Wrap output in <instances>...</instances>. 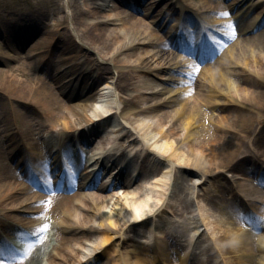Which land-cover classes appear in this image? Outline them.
<instances>
[{"label": "bare ground", "instance_id": "1", "mask_svg": "<svg viewBox=\"0 0 264 264\" xmlns=\"http://www.w3.org/2000/svg\"><path fill=\"white\" fill-rule=\"evenodd\" d=\"M111 1L113 6L105 10L97 6V4L85 9L83 6L89 7L85 0L78 1L79 5L74 8L70 18L68 19L64 16L59 21L58 25H71V29L80 43L74 40V35L71 34L66 25L62 28L64 29L62 31L56 28L45 30L42 15L37 14V16H34L28 14L20 17L24 23L19 26L18 32L21 28H24L21 31L30 34V37L36 31L46 33L45 40L40 35L31 40L29 49L40 50V55L44 52L48 54L47 58L49 59L55 53L54 51L57 50L61 54H64L67 50L75 51V54L59 56V60L55 63L59 72L57 76L53 75V78L50 79L52 83L46 80L45 77L35 76L34 74L29 75V78L24 77V80L18 78L17 75H23L24 69H29L32 66L31 63H29L30 66L25 65L22 67L9 64L5 70H0V88L13 97L15 101L18 100L23 104L30 103L34 106L28 104V107H31L30 113L17 111V123L20 126L25 125V128L31 131L30 122L31 119H34L33 117L31 118L32 114L49 122V131L44 129L45 125L40 123L41 121L36 123L38 126L36 129L40 128L39 132H41L36 145L44 148L50 159L44 165L46 175L48 177L51 176V173H49L51 169H60L57 157L53 155L51 148L48 146L49 138H64L65 135H68L65 131L74 126L82 127L86 125L87 129H97L100 123L94 122L91 117L94 114L102 116L99 111L98 113L95 109H91L92 104H90V109L93 113L82 116L81 112L65 104L63 100L75 99L74 92L78 87L81 91L84 90L89 85L90 80L93 83L96 78L100 77L109 78L111 81L116 78L114 83L121 91L130 93L123 100L124 104L119 112L121 118L123 119L127 112L133 113L135 111L136 114L141 115V129H143L144 133L142 134L145 141L149 142V140L154 138V134L158 135V140L161 143L152 144L151 147L157 148L161 154L170 152V156L178 159L177 161L180 163V165L178 164V170L181 171L176 177L174 175L176 183L178 182L177 179L181 178L182 175L186 177V175L192 176L196 174L200 178L204 176L205 179L208 175H215L209 185H212V191L217 195L216 199L219 200L218 203L221 206V210L225 208L232 214L238 215L240 219H236L237 224L243 226L247 221H250L251 217L246 214L247 212L239 213L234 208L233 202L237 192H244V194L249 195L250 204L253 208L256 207L255 204L258 207L263 206L257 203V200L263 202L264 194L258 193L257 186L247 183H237L235 185L229 178L227 183L226 177L221 178L220 176L224 171L231 173V177L240 170L245 174L242 163L247 161H249L248 163L251 166L250 169H247L249 172L246 175L253 174L259 171L258 163H264V30H258L256 35L251 38L242 37L241 43L244 42L242 45L238 43L240 40L238 37L237 40L229 45L222 56L210 63V56L207 51L209 42L207 32L215 31L217 24H219L221 25L219 28L223 30L225 28L226 30V32L224 30L226 33V35L223 33L224 36L231 40L232 33L229 29H231L232 25H242V20L231 24L224 19L221 21V19L216 18L222 15L223 11L217 9L215 0H203L199 4V8H207L205 10L207 12L210 11V13L205 15L197 13L198 17L188 10L189 8L192 9L191 7L187 8L185 5H181L182 8L180 6L175 7L174 5L180 4L179 0H176V3L172 0H166V2L161 0L159 3V0H145L148 4L146 8L148 14L151 15V8L155 5V17H159L165 6L170 11L178 8V14L176 15L178 20H174L170 25L171 27L179 23L182 16L188 20L185 27L172 29L173 33L170 30L163 32V39L157 36L156 33L152 34L146 28L139 30L140 23L146 24L154 19L147 21V19L143 20V18H139L136 15L134 19L132 16L130 18L121 17V11L119 10L121 6L127 5L132 7L133 10H137L134 3L135 0ZM187 1L196 3V0ZM241 1L243 0H233L227 4V8L230 4ZM140 2L142 3L143 0L136 2V4ZM162 2L163 6L160 5ZM250 6L252 5H247L246 7ZM246 7H243L246 11L250 10ZM169 10L167 11L169 12ZM240 11L237 9L231 14L236 17ZM263 11L264 3L255 15L249 13V16H253V20L249 24L252 25L258 20ZM107 23L114 25L112 31H107L105 27ZM81 24L83 25L82 28H80ZM10 30L14 29L11 28ZM65 31L70 32L69 34L72 37ZM198 37L199 39L197 40ZM24 39H26L25 36L23 37ZM27 39L29 40L30 38L27 36ZM256 41L257 45H255ZM180 43H182L181 47ZM9 44L10 49L19 53L17 47L12 48V41ZM53 45L57 46L51 49L52 54L50 55V51L47 52L48 47ZM196 45L199 48L196 53L192 48H188V46L194 48ZM168 46L177 50L178 55L185 54L182 56L188 57H184L181 63L171 53L165 55L164 50ZM255 46L260 49V53L252 51V47ZM132 48L136 49L135 52L129 53L133 59L132 62L120 58L116 59L117 53L119 54L122 50ZM82 49L92 50L99 57H89L85 53H80ZM0 51L4 58L16 59L18 65L21 63L17 55L15 56L14 54L13 56L4 49H0ZM79 57L83 59L81 60ZM79 60L81 61L78 62ZM110 61L113 63L112 67L111 65L101 66L102 62L110 63ZM90 63L96 66L93 70V73L96 74L95 78L90 77V71L85 73V70H87L85 64ZM36 64L38 65V62L35 61L34 65ZM78 65H80V68H78ZM231 65L236 66L238 69H227ZM190 66L200 67L201 70L198 71L199 73H195ZM230 72L236 78L233 90L230 88V82L228 83ZM250 76L255 77L254 82L252 81L253 79H250ZM123 78L125 82H123ZM63 79H66L65 85L60 84ZM167 81L171 82L167 84ZM204 81H208V86L204 85ZM157 85L161 86L160 90H151ZM252 86L255 87L251 88ZM107 92L108 86L105 85L97 93L99 100H94L98 107L104 109L105 113L117 110L120 106L117 102L103 105V102L110 99ZM132 93L134 95H131ZM158 94L163 96L161 95L160 98L155 99ZM132 98L144 103L145 106H131ZM161 98L164 99L160 100ZM166 105L170 107L168 110L161 113L157 112L158 108H164ZM205 106L216 113L215 116H210L212 121L205 117L201 111V108ZM82 107H87V104H82ZM222 111L227 112L222 113ZM68 114L75 115V120H70ZM147 118L149 123L145 124ZM106 121L107 119L104 118L101 123ZM0 125L1 131L6 135L11 137L17 135L18 129L15 123L11 126L5 121V123ZM57 125H60V127L55 128ZM164 126H166L165 129ZM79 132L84 134L85 130L81 129ZM47 133H49L47 135L49 138L46 140L45 136ZM95 134V132L92 133V135ZM108 142L109 139L104 142L98 140L95 145L100 152H104V146ZM152 143H156V139ZM11 150V156L14 157L17 153L13 152V149ZM4 153L3 147H0V157L4 156ZM129 153L130 151L124 156L128 157ZM67 154L73 162V166L79 169L80 155L73 153L71 150H68ZM108 155L112 158L115 156L113 153H108ZM139 156L143 158L141 159L144 162L143 170L146 171L145 163L155 162L157 165L149 175L153 183L152 188L154 189L143 187L142 182L145 179H143L142 175L140 179L131 185L132 187L126 182L128 185L126 188L120 185V188L122 187L123 189L113 188L112 191H108L101 198L92 195L91 191L86 192V194L79 191L69 192L68 194H57V196L45 198L41 192L33 190L34 188L31 186H36L40 189L41 187L30 178L31 184L28 177L23 173V169H20V166H24L30 161L39 162V158L31 157L30 155V157L24 158L23 161H21L19 156L13 160L20 174L28 179L24 183L16 182L15 179L19 174L13 169L14 166L11 168V166L1 161L0 228L3 231L13 233L14 236H30L31 233L35 235V239L39 236L40 238L37 240L38 244L35 246L34 254L20 258L19 254H13L3 249L5 247V237L0 233V264H36L40 251L43 249V244L46 243L48 233L45 234V232L48 226H56V237L54 243L50 239L47 240V244H50L51 248L44 250L42 253L46 255L45 264H90V258L85 261L79 258L81 250L73 246L71 241H75L79 247H82L84 239L93 233L98 236L95 246L98 245L100 247L98 253L92 258L93 260L100 258L101 255L110 256L112 264H209L210 260H215L213 247L205 248L204 253H200L201 251L199 253H191L188 246L180 243L177 237H172L167 233L154 238L148 245L124 237L125 230L137 229V225L139 228L142 226L143 222L139 223L141 224L139 225L136 224V221L144 214L149 213L150 210H154L153 213L159 211L160 206L157 207V205L161 203L162 195L163 197L166 195L163 190L162 180L157 176L163 175L165 177L168 166H170V171L172 168L175 172V166L168 165L167 162L163 163L157 156H151L149 153H140ZM93 157L97 156L93 155ZM51 163L53 166H51ZM139 163L140 161L137 160L131 166L134 175H136ZM120 168L121 166H118V169ZM87 171V169L83 170L85 174L81 177L82 180L77 183L78 186L83 187L86 181H88L86 186L93 184V181H89L92 174ZM110 173L113 174V172ZM261 174L258 175L260 177L258 184L264 188V172H261ZM71 178L58 176L59 185L62 184L65 188L72 187L71 184H68L72 181ZM148 182L150 183L149 180ZM226 184H228V190ZM180 186L183 193L181 192L182 194L177 196V200L182 206H185L188 199L183 196L189 195L192 191L188 189V186H184L183 183ZM103 187L99 185L100 190ZM156 187L161 188L160 193L157 192ZM72 188L74 189V187ZM44 190L48 191L49 189L44 187ZM152 192H155L153 196H151ZM226 192L229 194L230 199L222 196ZM114 193H120V195L116 196ZM231 199L233 202H231ZM110 203V208L106 209ZM41 211H44V213L40 216L37 215ZM161 217H163L165 224H168L169 221L165 216ZM263 225L255 224V229H260ZM18 226H24L26 229L18 228ZM66 233L72 235L68 236ZM228 237L225 232H221L216 238L219 249L223 254L228 255L231 252H236V260L234 262L236 264H252L255 262L259 252V248L256 245L258 239L251 238L246 232L239 233L238 238L233 240L234 247H232L233 245L230 247ZM33 241L31 239L30 244ZM249 242L251 243L249 244ZM203 254L206 255L205 259L200 257ZM228 261L230 264L233 263L229 258Z\"/></svg>", "mask_w": 264, "mask_h": 264}, {"label": "rangeland", "instance_id": "2", "mask_svg": "<svg viewBox=\"0 0 264 264\" xmlns=\"http://www.w3.org/2000/svg\"><path fill=\"white\" fill-rule=\"evenodd\" d=\"M78 1H82V0H0V28H5L7 30V33L9 35V38L12 39V42L14 44V46L21 48V51L19 53L14 52L12 49H8L9 51H11V55L18 56V60L19 62L21 61V63H19L18 65V61H16V59H14L13 61L10 62V60H6L8 65H15L18 67H22V66H30L29 63H31L32 66H30L29 69H24V74L23 75H17L18 78L24 80V77L29 78V75L34 74L35 76H40V77H45L46 80H48L50 83L51 80L50 78L48 79L49 75L51 74L52 76H57V69L55 63L57 60H59V56H67V55H71V54H75V51H66L64 54L54 51L55 53L52 55L51 59H49L48 61H46L45 58H47L46 54L43 52L40 55V50H32L29 49V46L31 44V41L29 39V41L26 43V39L23 40V37L25 36H30V34H26L23 33L21 30H24V28H21V30H19V32L17 31V29H19V26L21 24H23L24 22L21 21V16H26L28 14L37 16V14L42 15L43 16V25L45 26V30H51V29H58L60 31H62L63 27L66 24H62V25H58L59 21L62 19V17H69V15L71 13H73L74 8L76 6H78ZM94 0H85V3L88 6H92V2ZM148 1V0H147ZM147 1L145 3H141L139 6V11H137L136 13H134L133 11L129 10V8L125 7V6H121L119 8V10L121 11V15L126 16L127 18H130V16H132V18L134 19V16L136 15L139 18H143V20H153L154 17V12L150 14L147 13ZM166 2V0H164ZM184 1V0H183ZM203 0H196L195 2L200 3ZM254 0H250V2H253ZM181 2V0H180ZM256 5H259L260 8V0H255ZM215 4H217V8L219 10H223V13H227L228 15H222L223 19L227 20L228 22H233L236 18L232 17L230 12L226 9L225 5L229 4L228 0H215ZM221 4V6H220ZM163 5V2H162ZM193 5H196V3H193ZM67 6L69 8H67ZM232 7V5L230 4V8ZM87 9V8H86ZM146 10V11H145ZM151 12V11H150ZM20 18V21H18V19ZM70 18V17H69ZM242 21H241V26H236V25H232L231 29H229V31L232 33V39L229 41H226V39H222V38H216L213 39V43L212 45L215 46V50L217 51V55L213 58H219L220 56H222L224 54L225 51H227L229 45L237 40V38L239 37V44L242 45L243 43H241V38L242 37H246V38H251L252 36L256 35L255 33H243L242 35H240V33H242V29L246 26V24H244V20L247 17H242L241 16ZM251 18L247 19L250 20ZM156 19L155 21H149L148 23H140L139 27L141 29H147L148 31H151V33H156L157 36L161 37L163 39V32L165 33L166 31H168L167 29H165V31L160 30L159 28L156 27ZM140 22V21H139ZM143 22V21H142ZM152 24V27H151ZM170 25V23H169ZM67 28H69V31L71 32L72 35L75 36V34L73 33L72 29H71V25L67 26ZM105 27L107 28V31H112L114 25L111 23H108L105 25ZM13 28L14 30H10ZM232 29H238V30H232ZM244 29V28H243ZM252 29H250L251 31ZM259 30H264V25H262ZM66 32V31H65ZM70 32H66V33H70ZM42 36L41 38H44L46 36V33L42 32V31H36L34 33L35 38L38 36ZM73 36V37H74ZM74 39L76 41H78L77 38L74 37ZM9 40V39H8ZM45 40V38L43 39ZM25 41V42H24ZM257 41L255 43V45H257ZM3 45L5 46V48L7 49L8 46H10V44L8 43L7 39H4V36H0V49L3 48ZM57 45H53L52 47H49L50 49H53L54 47H56ZM29 49V50H28ZM136 49L132 48V49H126V50H122L121 52H119V55L116 57L120 58V59H125V60H129V62H132V57L129 55V53L131 52H135ZM165 55L168 53H171L175 59L177 61L180 60V56H178L176 54V52L173 50L172 47H167L165 48ZM252 51L254 53L257 52H261L259 48L252 47ZM82 53H86L87 55H89L90 57H97V54L92 51V50H86V49H82L81 50ZM52 54V52H51ZM118 54V53H117ZM116 54V55H117ZM81 59V58H79ZM35 61L38 62V65H34ZM52 61V62H49ZM77 61V60H76ZM207 63V62H206ZM111 65L109 62H102L101 66H108ZM86 67H88L87 71H85V73L90 71V67H92V64H86ZM95 67V65L93 64V68ZM192 68V70H194L195 73H199L198 71H200V67H194V66H190ZM236 66H229L227 69L229 70H236ZM5 70L6 66L2 65V63L0 64V70ZM238 69V68H237ZM90 77L94 78L95 75L93 72L90 73ZM53 78V77H51ZM228 83L230 82V88L233 90L235 87V83H236V78L233 75L232 72H230V75L228 76ZM254 76H250V79L254 82L255 79ZM64 81H66L65 79H63ZM123 82H125V79L123 78ZM105 81H108V85L111 86L109 79H102L100 81V85L94 87L95 82L91 83L92 81L90 80L89 83H91V85H88V88L84 89V90H80V88L78 87V89L74 92L75 95V99H66L63 100V102L65 104L70 105V107L75 108L76 110H78L79 112H81V115H91L93 112L92 110L89 109L91 100H92V95H94V93L96 92L97 88H102L105 85ZM171 81H167L166 83H170ZM103 83V84H102ZM208 81H204V85L208 86ZM102 84V86H101ZM91 86V87H90ZM255 86H252L251 88H254ZM161 89L160 85L154 86L151 90L153 91H158ZM111 91L114 92V94H112L105 102H103V105H109L110 103H114L117 102L120 104L122 103V100L124 98H126L128 95L130 94L128 93H124L122 91H120L118 93V90L116 89H112L110 88ZM141 91V90H140ZM58 92V91H57ZM131 95H134V93H132ZM162 94H158V96L155 97V99L160 98ZM61 96V95H59ZM163 96V95H162ZM164 98H161L160 100H163ZM87 104V107H82V104ZM131 106H145L144 103H141L139 101H136L135 98H132L131 100ZM28 104L30 103H20L18 100H14L13 97L9 96L5 91H3L0 88V124L1 123H5V121L13 126L14 123L18 129V133L17 135L11 137L6 135L5 133H3L1 131V127H0V147H3V151L5 152L3 155L0 157V162L2 161V163L7 164L8 166H11V168H13L14 166V170H16L19 174L18 177H16V182L17 183H24V181H27L29 179V182L32 184L31 179L35 180V176H34V171H39V178L37 177V179L39 180V185H50L51 183H49V177L45 174L42 173V170L39 166H42L43 164V158H47L48 160L49 157L46 154L45 150L42 148H33V142H34V138L35 137H40L41 132H39V129H36V127H38L36 125V123L38 121H41L40 123H42L43 125H45L43 128L46 131H49V127L48 124L49 122L44 119V118H38L37 115L32 114L31 118L33 117L34 119H31L30 125H31V131H29L28 129L25 128V125L20 126V124L17 123L18 118H17V111L18 112H28L30 113V106L28 107ZM31 106H33L32 104H30ZM34 107V106H33ZM170 107L166 105V107L158 108L157 112L161 113L164 112L166 110H168ZM201 111L204 113L205 117L210 118V116H215V112H213L210 108H207L206 106L201 108ZM227 111H222V113H226ZM92 116H95L92 115ZM75 115L72 114H68V118L70 120H75ZM92 118V117H91ZM115 119V118H114ZM116 120V119H115ZM212 121V120H211ZM123 122L126 124V126L120 124L118 121L117 123L118 125V129L117 130H113L112 128L105 130L102 134L101 137L104 138H110L112 145H114L116 147V150L118 153L126 151L125 150V146L128 144L129 145V149H131L132 151H135L136 153L138 152V149H141V133H143V129H141V115H138L135 113V111L133 113L131 112H127V114L124 117ZM149 123V119L147 118L145 120V124ZM1 126V125H0ZM33 127V128H32ZM60 127V125H57L55 128ZM166 128V126H164V129ZM71 130V127L68 129V131ZM49 133H47L46 135H48ZM121 134V135H120ZM124 135V138H122V136ZM154 138L149 140L148 144L150 145V150L148 151V153L151 156H157V158L159 157L160 159H165L167 161V163L169 164H174L175 162L177 163V160L174 156H170L169 153L170 152H164V153H160L157 148H153L151 147V145H157L160 142V140H158V135L154 134L153 135ZM45 138H47V136H45ZM156 139V143H152L153 140ZM129 142V143H128ZM120 143V144H119ZM18 146H21L23 148V150H21L18 153L19 158L22 159H26V157H34L37 156L39 159H41V162H34L31 161L30 164L26 167V166H20V169H23V173H25V175L28 177V179H25V177L20 174V172L18 171V168L16 166V164H14L15 162L12 161V159H10L11 157V152L13 149V151H15ZM25 147V148H24ZM173 149H174V145H173ZM20 150V149H19ZM34 152H33V151ZM154 152H153V151ZM32 154H31V153ZM155 153V154H154ZM54 155L56 156V153L54 152ZM39 166H38V165ZM264 164V163H263ZM33 165H35L37 168H33ZM262 164H260L261 166ZM250 164L247 163L245 164V166L243 167V170H247L249 168ZM264 166V165H263ZM146 171L143 174V179H145L142 182V185L144 188H152L153 187V183L150 180V173L151 170L153 169L151 167L150 164L147 165V167L145 168ZM250 169V168H249ZM177 170V169H175ZM172 172L169 171L168 172V179L166 180L165 178H162V185H163V190L168 193L169 192V188L171 187V191L168 194H165L166 197L164 198L162 196L161 201H163V208L162 211L159 212L158 214H154V216H152L153 220H146L145 222H143L142 226L139 228V226L137 225V229H128L125 230L124 232V237L129 238L133 241H139L142 242L146 245L150 244L154 238L156 237H160L162 236V234L164 233V231L167 232H171L174 231L172 228L176 227V225H184L185 230L188 228V230H190L191 233V241H186L184 234L181 233V242L185 243L186 245H190L192 248V250H195L196 246H199L202 243H206L207 246H213L215 250V261H211L210 264H230V262L228 261V258L231 259L233 261V263L231 264H236L235 262V256H236V252H231L228 255H225L223 253H221L220 251L217 250V243L215 242V239L218 237V235L221 232H225V234H227L229 237V242L232 243L233 240L237 239L239 236V233H243L246 232L249 234V236L252 238H256L258 239L257 242V248H259V252L257 254V257L255 258V262H253L252 264H264V221H260V218L258 217V212L256 213H252L250 214L252 216L251 219H249L250 221H247V223L244 224V226H240L237 224V216L232 214L231 212H229L228 210H226L224 208V210H221V206L218 203L219 200L216 199L217 195L215 192L212 191V187L208 184L209 181L213 180L215 175H208L206 181H204V177H202V179H200L199 175H192V176H187L185 177L184 175H182L181 178L178 179V182L176 183V179L173 180L172 177ZM241 172L238 171V173L235 174V179L237 180L236 183H247L250 185L254 184V178L257 177L255 174L254 175H250V176H245L243 174H240ZM169 176L171 177V180L169 179ZM221 178L224 177H230V174L227 172H224L221 176ZM14 179V178H12ZM142 179V180H143ZM226 179V178H225ZM148 180L150 181V183L148 182ZM170 181L172 182V186H170ZM181 183H183L184 186H188V189L190 191H194V194L196 197V201H195V206H196V210L195 212L198 214L199 220L201 222L202 225L206 224L208 225V230H206L205 234L201 233L198 238L196 240H193V238L197 235L198 230H193V224H198L196 221V218L194 217V211H192V201H191V196L188 195L187 197L185 196V198H188L187 204L185 206L180 205V202L177 200V196L179 194H181V192L183 193V190L181 188ZM228 183V182H227ZM33 187V186H32ZM227 190H228V184H226ZM157 188V192L160 193L161 188L160 187H156ZM155 188V189H156ZM258 188V193L262 194L264 193V188H261L259 186H257ZM76 189V188H75ZM36 191H42V190H38L35 187ZM199 190L198 195L197 192ZM205 190V191H204ZM92 192V195H95L97 197H103L107 192H101L99 190V188L97 186H92L90 189L87 190H77V192ZM203 192V194H201ZM76 192V191H75ZM53 193V191H52ZM42 194H45L44 192H42ZM56 194V193H54ZM116 196H119L120 193H114ZM155 194V192L151 193V196H153ZM223 194V193H222ZM23 196V195H22ZM224 196L226 199H230L229 194L226 192V194L222 195ZM210 199L215 200L214 202L210 201ZM231 202L232 199H231ZM234 204V208H236L237 210L241 211L242 210V206H239L238 203L235 201L233 202ZM111 206V203L106 207V209H109ZM250 210H253L249 205H248ZM260 208H264L260 207ZM257 211H261V209L257 208ZM40 215V214H39ZM165 216V218L169 221V226L165 224V222L163 221V217L161 216ZM214 218H216V220H214ZM212 222V224H211ZM259 223L260 225H263L262 228L260 229H255V224ZM22 226H18V228H21ZM162 228V229H161ZM2 230V229H0ZM8 232V231H7ZM48 233V234H47ZM161 233V234H159ZM174 233V232H173ZM45 234H47V238H46V243L43 244V249L40 251V255L38 257L37 263L36 264H45L46 262V255L42 254L44 250L46 249H50L51 245L47 244V240L50 239L52 243L55 242V237H56V226H48ZM180 234V231H179ZM66 235L70 236L72 234L70 233H66ZM178 238V235H176ZM98 241V236L96 233L90 234L89 237H87L86 239H84V243L82 247H79L77 245V243L75 241H71V244L75 247H78L81 250V253L79 254V258L82 261H85L86 259L90 258L91 263L90 264H112L111 262V257L110 256H104L101 255L100 258L93 260L92 258L98 253V250L100 249V247L95 246L96 243ZM194 242V244H193ZM251 242H249L250 244ZM38 244V243H37ZM36 244V245H37ZM35 245V246H36ZM35 246L33 244V246L31 247L29 254L33 255L34 254V249ZM230 246V244H229ZM231 247V246H230ZM234 247V246H233ZM198 248V247H197ZM205 248V246L203 247ZM202 248V249H203ZM37 249V247H36ZM191 250V251H192ZM196 251H199L196 249ZM29 255H24V257H28ZM201 258L205 259L206 255H201Z\"/></svg>", "mask_w": 264, "mask_h": 264}, {"label": "snow or ice", "instance_id": "3", "mask_svg": "<svg viewBox=\"0 0 264 264\" xmlns=\"http://www.w3.org/2000/svg\"><path fill=\"white\" fill-rule=\"evenodd\" d=\"M223 15H228L227 13H223Z\"/></svg>", "mask_w": 264, "mask_h": 264}]
</instances>
